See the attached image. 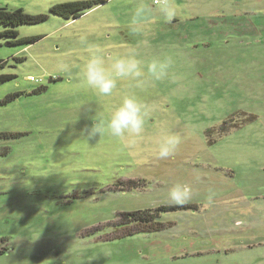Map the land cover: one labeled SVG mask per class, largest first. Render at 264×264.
<instances>
[{"label":"rangeland","instance_id":"rangeland-1","mask_svg":"<svg viewBox=\"0 0 264 264\" xmlns=\"http://www.w3.org/2000/svg\"><path fill=\"white\" fill-rule=\"evenodd\" d=\"M69 1L82 0H0L47 16L0 24V264H264V0H175L171 23L143 0L153 13L135 32L141 0L50 11ZM93 46L109 64L135 54L143 85L84 86ZM168 57L155 80L147 64ZM128 96L141 135L89 138L92 117L106 122ZM167 135L181 142L160 159ZM176 185L190 189L182 205ZM136 211L151 221L125 215Z\"/></svg>","mask_w":264,"mask_h":264},{"label":"clouds","instance_id":"clouds-1","mask_svg":"<svg viewBox=\"0 0 264 264\" xmlns=\"http://www.w3.org/2000/svg\"><path fill=\"white\" fill-rule=\"evenodd\" d=\"M157 13L168 23H171L180 15V8L175 0H158L156 5ZM153 9L141 0L135 7L130 28L135 32L140 24L151 19ZM82 40L86 37L82 36ZM172 64L170 57L164 60L153 59L147 64L148 73L155 80H160L168 74V69ZM142 62L135 56L129 54L117 56L112 62L107 63L102 50L93 46L89 49L88 59L82 69V84L93 90L99 96H110L117 88L120 79L130 78L136 81V87H141L144 83L140 78L143 76ZM67 69V65L63 66ZM93 123L86 129L89 138L99 135L101 137L106 132L113 137L120 138L125 134L139 136L143 132L145 119L141 103L134 96L125 97L123 102L111 113L110 118L105 122L103 118H98L96 113L92 117ZM180 138L176 135H167L159 145L158 158L168 159L173 156L180 145ZM170 200L182 205L190 198V189L184 185H176L169 192ZM209 201L212 196H209Z\"/></svg>","mask_w":264,"mask_h":264},{"label":"trees","instance_id":"trees-1","mask_svg":"<svg viewBox=\"0 0 264 264\" xmlns=\"http://www.w3.org/2000/svg\"><path fill=\"white\" fill-rule=\"evenodd\" d=\"M105 0H82V1H69L53 5L50 11L53 14L62 16L63 18L70 20L79 17L89 8L95 4L104 2ZM46 15H30L25 13L22 9L8 10L6 8L0 7V24L5 27H14L19 24L36 23L41 20L46 19ZM10 36H15L17 32L13 29H7L3 32ZM37 39H29V42H34ZM1 65V60H0ZM4 80V77L0 76V83ZM131 221H144L147 222V218L143 215L141 211H136L132 213L125 214ZM155 217V216H154ZM153 217V219H154ZM151 221V220H149ZM148 221V222H149ZM156 228H160V225H156ZM8 247L0 241V255L7 251Z\"/></svg>","mask_w":264,"mask_h":264},{"label":"built area","instance_id":"built-area-1","mask_svg":"<svg viewBox=\"0 0 264 264\" xmlns=\"http://www.w3.org/2000/svg\"><path fill=\"white\" fill-rule=\"evenodd\" d=\"M154 3H158V0H153Z\"/></svg>","mask_w":264,"mask_h":264}]
</instances>
